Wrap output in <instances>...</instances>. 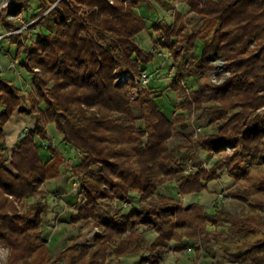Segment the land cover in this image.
Returning <instances> with one entry per match:
<instances>
[{"label":"trees","instance_id":"obj_1","mask_svg":"<svg viewBox=\"0 0 264 264\" xmlns=\"http://www.w3.org/2000/svg\"><path fill=\"white\" fill-rule=\"evenodd\" d=\"M32 1L12 0L0 9L4 25ZM178 1L191 17L176 12L170 26L151 27L159 34L155 44L171 57L169 88L180 99L168 118L150 95V83L138 81L152 54L134 39L145 29L137 0H37L31 15L37 19L31 27H39L35 40L27 42L25 32L16 37V55L24 56L21 66L32 75V89L24 93L0 78V245L9 249L6 264H121L144 251L138 264H158L171 243L175 252L192 246L198 260L211 230L218 229L243 248L237 258L264 264V114L257 113L264 109V0ZM217 61L228 77L213 82ZM16 111L33 117L35 127L7 151L4 127ZM192 116L213 132L195 137ZM48 124L78 154L73 174L82 201L69 223L102 230L67 246L57 261L41 228L49 209L44 184L60 175L64 163ZM173 137L183 143L170 149ZM36 138L46 142L47 161ZM227 143L233 154L218 160L211 173L194 166L183 171L181 164L193 154H217ZM243 157L256 161L259 174L241 171ZM231 167L230 177L247 184L228 194L244 205L239 211L222 205L226 197L211 212L157 194L168 182L181 195L201 193L216 171ZM134 196L145 206L124 211L121 205ZM147 233L155 234L148 246Z\"/></svg>","mask_w":264,"mask_h":264},{"label":"rangeland","instance_id":"obj_2","mask_svg":"<svg viewBox=\"0 0 264 264\" xmlns=\"http://www.w3.org/2000/svg\"><path fill=\"white\" fill-rule=\"evenodd\" d=\"M10 1L11 0H7L6 3H9ZM36 7L37 0H33L31 2V8L27 12L9 18L12 21L10 26H5L0 19V39L1 37L9 36V38L17 41V35L25 32L29 35L27 42L34 41L35 34L39 32V27H31V25H34L37 22V19L33 20L31 15ZM176 12L188 17L192 16L188 11L187 5L180 3L178 0H157L150 2L137 0L136 2V13L143 19L145 29L138 33L134 39L139 49L144 54H152V60L143 65L144 68L153 75L147 89L151 93L150 95L155 97V101L161 112L168 118H171L172 115L177 112V106L180 103V99L178 95L169 88L172 77L171 57L167 50L162 49L155 44L159 39V34L155 33L151 27L154 24L170 26L173 23L174 13ZM24 26H27V28H23ZM15 31L19 32L13 33ZM199 45L200 43H198L196 49L197 53H200ZM21 57L22 58L12 55L10 60L14 63V66L20 73L21 85L23 86L22 92L28 93L32 89V75L22 68L21 62L23 61L24 56L22 55ZM222 64V61L215 62V71L210 74V79L213 82H215L216 76L219 77L220 81H223L228 77V73L224 72L222 69ZM12 73L13 75H17L15 71ZM188 86L189 89L195 88L193 81H189ZM1 108L2 107L0 106V110ZM257 113L260 115L264 114V109L259 110ZM190 130L195 137L200 134L213 132L211 128L200 127V124L195 120L194 116L190 118ZM47 134L52 139L56 149L63 155L64 161H67V163L71 162L69 165L62 166L61 169L62 176H65V183L61 185L63 190L61 191V189H59L55 191L56 187L51 183L45 188L48 192L47 200L51 210L50 212H54L55 215L47 213L48 215L46 214L42 216V230L43 235L47 238V245L52 258L57 261L61 259L60 253L67 246L72 245L74 242L84 243L90 241L93 236L100 235L102 230H99L92 224L84 226L81 221H78L75 225H71L66 218L67 215L69 217L71 213L75 212V208L82 201L79 181L73 174L74 165L78 162V154L71 145L62 142L61 135L57 132L54 124L47 125ZM36 142L38 144L40 156L43 159H48L51 154L46 149V142L41 141L39 138H36ZM182 143L180 137H173L169 141V147L170 149H173ZM233 151L232 143H227L223 145V151L217 154L197 152L190 157L187 165L199 167L205 169L208 173H211L217 161L223 157H230L233 154ZM187 165L185 163L181 164V167L183 171L185 169V172ZM255 165L256 161L247 157H243L242 161L239 163L241 171L248 169L251 174H259V170ZM231 171H234L232 167L230 170L223 168L216 171L214 179L208 183L207 189L198 194H179L175 182H168L162 185L157 190V194L163 195L171 199L173 202L181 203L183 206L197 203L205 206V208L211 212L214 208L213 204H218L217 199L222 200L226 197L222 202V205L231 211H239L244 205L240 201L228 197V194L233 193L237 188L245 187L247 184L244 181L236 182L235 179L229 175V172ZM66 199H68V201ZM153 200H155V198ZM144 206L145 204L141 203L137 196L132 198L130 204L123 203L121 205V207L124 208V211H128L132 207L142 208ZM110 212L113 213V211ZM57 213H63L64 215H62L60 219H57ZM78 235L81 236L78 238ZM154 237V233L146 234V246L151 243ZM236 241L237 239L231 237L225 229L211 230L208 240L204 242L202 248L199 249L200 255L198 260H195L194 258L195 251L192 246H186L183 250L175 252L173 250V244L171 243L170 248L162 254V260L158 264H248L247 261H242L237 258V256L243 251V248L236 245ZM146 254L147 251H144L141 255L131 256L125 260L131 259V263L138 264L140 258ZM144 264L151 263L146 262Z\"/></svg>","mask_w":264,"mask_h":264},{"label":"crops","instance_id":"obj_3","mask_svg":"<svg viewBox=\"0 0 264 264\" xmlns=\"http://www.w3.org/2000/svg\"><path fill=\"white\" fill-rule=\"evenodd\" d=\"M16 49H17V44H16V41H14V39L9 38V36L3 37V38L1 37L0 39V78L10 81L17 88L23 91V86L21 85V80H20V73L17 71L16 67L14 66V63L10 60L12 55L17 56ZM18 57L22 58L21 56H18ZM13 71H15L17 75L16 74L13 75L12 73ZM34 127H35V119L33 117L27 116L21 111L14 112V114L11 116L10 120L6 123L4 127L5 146H6L7 151H10L17 144V142L22 136V133L26 131L34 130ZM42 160L47 161L48 159L42 158ZM70 163L69 162L67 163V161H64L62 166L67 165V164L69 165ZM62 166H61V169H62ZM7 169L10 170V167L7 166ZM64 178L65 176H62V172L60 170V175L57 178L46 182L44 184V188H47V185L51 183L55 185L56 187L55 191L59 189H61L62 191L63 189L61 188V185L65 183ZM66 200L68 201V199ZM48 210H49L48 214L52 213L53 215H55L54 212H50L51 211L50 208ZM56 215H57L56 218L60 219L62 215L64 214L57 213ZM66 218L67 219L69 218L68 215ZM41 228H42V225H41ZM129 257L131 256L123 257L120 260L121 264H134V263H131L130 261L131 259L125 260L126 258H129Z\"/></svg>","mask_w":264,"mask_h":264},{"label":"built area","instance_id":"obj_4","mask_svg":"<svg viewBox=\"0 0 264 264\" xmlns=\"http://www.w3.org/2000/svg\"><path fill=\"white\" fill-rule=\"evenodd\" d=\"M9 3H7L5 6L9 5ZM23 28H27V26H24ZM19 31H15L13 33H18ZM13 33H10V34H13ZM171 71L173 72V69H171ZM152 78H153V75L151 73H149L147 70H141L140 74H139V78H138L139 80L138 81H139V84L141 86H147L150 83V80ZM135 96H136V94H135ZM24 134H25V132L22 133V136H24ZM191 170H193V166L187 165L186 172H191ZM8 253H9V249L7 247L0 245V264L6 263Z\"/></svg>","mask_w":264,"mask_h":264},{"label":"water","instance_id":"obj_5","mask_svg":"<svg viewBox=\"0 0 264 264\" xmlns=\"http://www.w3.org/2000/svg\"><path fill=\"white\" fill-rule=\"evenodd\" d=\"M6 2L7 0H0V9L5 7V5L7 4Z\"/></svg>","mask_w":264,"mask_h":264}]
</instances>
